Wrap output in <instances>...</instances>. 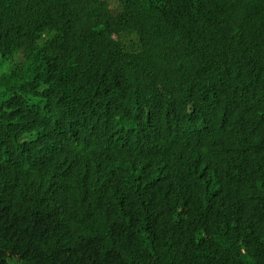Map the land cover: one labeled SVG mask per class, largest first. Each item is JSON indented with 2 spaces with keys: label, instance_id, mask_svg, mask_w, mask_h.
Wrapping results in <instances>:
<instances>
[{
  "label": "trees",
  "instance_id": "16d2710c",
  "mask_svg": "<svg viewBox=\"0 0 264 264\" xmlns=\"http://www.w3.org/2000/svg\"><path fill=\"white\" fill-rule=\"evenodd\" d=\"M0 264H264V0H0Z\"/></svg>",
  "mask_w": 264,
  "mask_h": 264
},
{
  "label": "rangeland",
  "instance_id": "374dc122",
  "mask_svg": "<svg viewBox=\"0 0 264 264\" xmlns=\"http://www.w3.org/2000/svg\"><path fill=\"white\" fill-rule=\"evenodd\" d=\"M111 3L112 2H115V3H118V0H109Z\"/></svg>",
  "mask_w": 264,
  "mask_h": 264
}]
</instances>
